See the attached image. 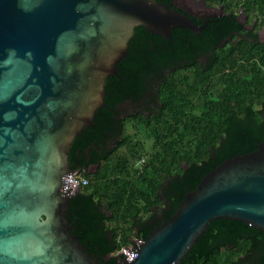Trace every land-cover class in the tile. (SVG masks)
<instances>
[{"label":"water","instance_id":"obj_1","mask_svg":"<svg viewBox=\"0 0 264 264\" xmlns=\"http://www.w3.org/2000/svg\"><path fill=\"white\" fill-rule=\"evenodd\" d=\"M193 12L176 1L0 0V264H98L67 220L79 174L70 147L103 107L135 29L200 34L209 21L191 15H208ZM219 219L264 232V142L207 173L118 264H180Z\"/></svg>","mask_w":264,"mask_h":264},{"label":"trees","instance_id":"obj_2","mask_svg":"<svg viewBox=\"0 0 264 264\" xmlns=\"http://www.w3.org/2000/svg\"><path fill=\"white\" fill-rule=\"evenodd\" d=\"M205 1L228 12L200 34L174 29L167 40L135 29L105 80L103 107L72 142L69 163L87 185L70 196L67 220L98 264H118L121 249L169 219L207 173L264 142L257 108L264 105V43L256 34L227 42L239 30L235 12L256 29L264 25V0ZM122 106L132 112L125 116ZM263 250V231L219 219L180 264H264Z\"/></svg>","mask_w":264,"mask_h":264},{"label":"flooded vegetation","instance_id":"obj_3","mask_svg":"<svg viewBox=\"0 0 264 264\" xmlns=\"http://www.w3.org/2000/svg\"><path fill=\"white\" fill-rule=\"evenodd\" d=\"M169 4L171 6L174 5L175 1L179 4L182 5H187L190 7V9L192 11H194L193 13H197L199 16H201L203 13H206L208 16L207 18H203V17H198L196 15H191L194 19L197 20H204V22L207 21H212V20H217L220 17L225 18L227 16V12L228 9H225V5H222L220 2L218 3H213L210 1H205V0H169ZM210 15V16H209ZM234 17L236 18V23L237 25H239V30L238 32H234L231 33V37L229 39H227L228 43H233L234 40H240V39H244L247 38L248 40H253L252 35L256 34L257 35V39L260 43H264V33L262 34L261 31L264 29V25L259 28L256 29L255 26V20H253L251 23L247 24L246 23V17L243 18V14L240 13V11L235 12ZM214 18V19H212ZM249 34V35H247ZM226 42H224L223 44H225ZM208 59V56H202L199 59L200 63H204L206 62V60ZM260 110L259 116L261 117V119L264 120V105H259L257 107Z\"/></svg>","mask_w":264,"mask_h":264},{"label":"built area","instance_id":"obj_4","mask_svg":"<svg viewBox=\"0 0 264 264\" xmlns=\"http://www.w3.org/2000/svg\"><path fill=\"white\" fill-rule=\"evenodd\" d=\"M144 159H140L137 163L136 166L138 167H142L144 165ZM71 178L73 179V183H75L78 187V189L80 187H83L85 185H87V180L82 178L79 174H74L73 176H71ZM142 241L136 240L135 241V247H128V248H122L119 254H122L124 249H126L127 251H129L130 249H137V247L139 246V244Z\"/></svg>","mask_w":264,"mask_h":264},{"label":"rangeland","instance_id":"obj_5","mask_svg":"<svg viewBox=\"0 0 264 264\" xmlns=\"http://www.w3.org/2000/svg\"><path fill=\"white\" fill-rule=\"evenodd\" d=\"M261 33L263 34L264 33V29L261 31ZM206 62H208V59L206 60ZM203 64H206V63H203ZM121 108H125L127 111H126V115L128 114V113H131L132 112V109L130 108V107H124V106H122ZM128 130H130V132L132 131L131 130V128H129ZM150 146H151V142H146L145 143V151H146V154L145 155H147L148 154V150H150ZM142 159H144V161H145V163H146V161H147V159L146 158H142ZM146 159V160H145Z\"/></svg>","mask_w":264,"mask_h":264}]
</instances>
